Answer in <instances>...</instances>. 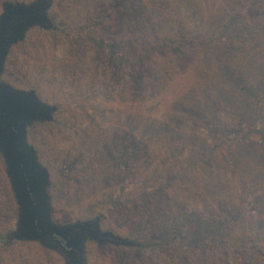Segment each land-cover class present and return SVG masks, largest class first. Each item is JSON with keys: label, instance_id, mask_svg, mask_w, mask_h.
Listing matches in <instances>:
<instances>
[{"label": "rangeland", "instance_id": "obj_1", "mask_svg": "<svg viewBox=\"0 0 264 264\" xmlns=\"http://www.w3.org/2000/svg\"><path fill=\"white\" fill-rule=\"evenodd\" d=\"M51 1L53 27L12 44L0 79L58 105L28 130L52 218L100 216L105 231L155 240L147 253L93 245L88 264H264V0ZM149 31L185 42L121 44ZM18 217L0 151V229ZM13 245L10 264H68L38 241Z\"/></svg>", "mask_w": 264, "mask_h": 264}, {"label": "water", "instance_id": "obj_2", "mask_svg": "<svg viewBox=\"0 0 264 264\" xmlns=\"http://www.w3.org/2000/svg\"><path fill=\"white\" fill-rule=\"evenodd\" d=\"M51 0L31 2L4 1L0 15V74L5 69L12 44L22 40L34 27H53L49 17ZM57 106L40 98L34 89L16 88L0 79V151L7 162L19 203V217L12 236L18 240H35L57 250L68 264H88L86 242L95 240L130 243L113 232L102 230L101 217L57 223L51 215L48 193L50 173L28 140V128L37 120L53 118Z\"/></svg>", "mask_w": 264, "mask_h": 264}, {"label": "trees", "instance_id": "obj_3", "mask_svg": "<svg viewBox=\"0 0 264 264\" xmlns=\"http://www.w3.org/2000/svg\"><path fill=\"white\" fill-rule=\"evenodd\" d=\"M5 1H12V0H5ZM4 2V1H3ZM37 27V26H35ZM39 27V26H38ZM37 27V28H38ZM60 30V34H61V39H62V43L64 48L66 49V53L64 54V59L65 61H70V60H74L76 58V52H75V34L74 32H70L68 29L62 28L59 29ZM121 44L123 45H135L141 48H145V47H151V46H157V45H163V46H171L173 48H179L184 42L185 40L182 38H178V37H174L170 34L167 33H154V32H143L141 34H129L125 37H121ZM206 46V43L203 42L202 40H198L195 41L193 40V44H191V46L187 49L189 50H199L202 52V50H204ZM50 103V102H48ZM53 105L57 106L58 109V105L54 104V103H50ZM31 126V125H30ZM29 126V128H30ZM28 128V130H29ZM29 140V138H28ZM30 142V141H29ZM101 227L102 230H104L102 221H101ZM15 230V228H11L8 230H3L0 229V264H10L13 263V259L18 256L17 254H19L18 252H15L14 249V241H25V240H18L16 238H14L12 236V232ZM117 237L123 239V240H127V242H130L128 244L124 243V242H119V243H114L110 240L114 239L113 236H110V240H107L106 242H98L95 240H88L86 242V253L88 251V249L93 246V245H98V246H104L105 248H115V249H119V248H133V249H142L145 250V253H147V249L148 247H151L153 245V243H155L154 239L149 236L145 239H137L138 235H133L131 236V238L129 237H124L121 235L116 234ZM134 237V238H133ZM262 238L264 239V235L262 236ZM210 241V240H209ZM225 243H218L216 245L212 244V243H200L198 245V247L204 248L206 246L208 247H216L218 248H223V247H231L232 244V240L229 238H225ZM257 252L260 256V258L264 261V240L261 243V246L257 249ZM26 258H23V260H25Z\"/></svg>", "mask_w": 264, "mask_h": 264}]
</instances>
